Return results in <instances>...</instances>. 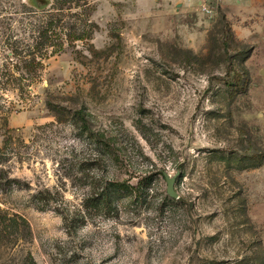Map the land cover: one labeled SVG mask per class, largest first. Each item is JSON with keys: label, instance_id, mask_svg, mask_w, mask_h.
<instances>
[{"label": "rangeland", "instance_id": "rangeland-1", "mask_svg": "<svg viewBox=\"0 0 264 264\" xmlns=\"http://www.w3.org/2000/svg\"><path fill=\"white\" fill-rule=\"evenodd\" d=\"M179 1L0 0V264H264V15Z\"/></svg>", "mask_w": 264, "mask_h": 264}, {"label": "crops", "instance_id": "crops-1", "mask_svg": "<svg viewBox=\"0 0 264 264\" xmlns=\"http://www.w3.org/2000/svg\"><path fill=\"white\" fill-rule=\"evenodd\" d=\"M192 3H195L196 0H190ZM198 5L200 1L203 3H218L222 10H236L238 16L250 15L253 14L257 19H260L264 15V0H198ZM191 3V4H192ZM184 4V1L180 0L177 3L178 7H181ZM230 13V12H229Z\"/></svg>", "mask_w": 264, "mask_h": 264}, {"label": "trees", "instance_id": "trees-1", "mask_svg": "<svg viewBox=\"0 0 264 264\" xmlns=\"http://www.w3.org/2000/svg\"><path fill=\"white\" fill-rule=\"evenodd\" d=\"M78 1H80V0H59V2L61 3V4H64V5H72V4H74V3H78ZM223 17L224 16H222V21L224 20L223 19ZM225 18V17H224ZM236 77H239V75H237ZM231 86H232V88H231V93L232 94H237V93H239V92H242V91H244L245 90V86H244V84H240V82H238V78H237V80L236 81H233L232 83H231ZM62 111H56V113L60 116L61 114L63 115V113H61ZM75 114H76V112H75ZM113 186H122V185H124L123 183H119V182H114L113 184H112ZM104 196V195H103ZM110 196L108 195V198H109ZM101 199V198H100ZM108 201H109V199H108ZM100 201H98L97 203H99ZM104 202L106 203L107 202V197H106V199L104 200ZM99 204H101V203H99Z\"/></svg>", "mask_w": 264, "mask_h": 264}, {"label": "water", "instance_id": "water-1", "mask_svg": "<svg viewBox=\"0 0 264 264\" xmlns=\"http://www.w3.org/2000/svg\"><path fill=\"white\" fill-rule=\"evenodd\" d=\"M175 178H168L167 177V193L172 198H178L177 193L174 190Z\"/></svg>", "mask_w": 264, "mask_h": 264}, {"label": "built area", "instance_id": "built-area-1", "mask_svg": "<svg viewBox=\"0 0 264 264\" xmlns=\"http://www.w3.org/2000/svg\"><path fill=\"white\" fill-rule=\"evenodd\" d=\"M199 6H200V11L203 14L212 15V16L214 15V11L211 9V6L209 3L200 2Z\"/></svg>", "mask_w": 264, "mask_h": 264}]
</instances>
